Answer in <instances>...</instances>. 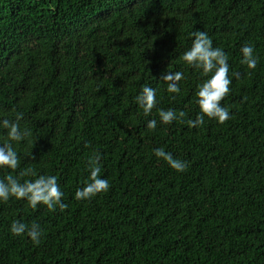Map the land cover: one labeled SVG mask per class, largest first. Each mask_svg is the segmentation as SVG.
Returning a JSON list of instances; mask_svg holds the SVG:
<instances>
[{"label": "trees", "instance_id": "1", "mask_svg": "<svg viewBox=\"0 0 264 264\" xmlns=\"http://www.w3.org/2000/svg\"><path fill=\"white\" fill-rule=\"evenodd\" d=\"M197 30L228 56L230 119L165 125L161 109L200 114L208 77L181 60ZM245 45L255 69L241 63ZM176 71L169 93L161 77ZM144 86L156 90L148 116L135 100ZM3 119L31 135L10 142L0 127L20 160L0 179L54 175L67 207L0 201V264H264V0H0ZM94 150L109 190L77 200ZM14 220L39 224L40 243L13 235Z\"/></svg>", "mask_w": 264, "mask_h": 264}, {"label": "clouds", "instance_id": "2", "mask_svg": "<svg viewBox=\"0 0 264 264\" xmlns=\"http://www.w3.org/2000/svg\"><path fill=\"white\" fill-rule=\"evenodd\" d=\"M194 39L190 49L183 53L181 60L196 69L202 70L208 78L198 85L197 104L200 114L196 118L184 121L186 115L181 111L178 114L169 110H159L160 121L167 125L175 120L186 122L189 127L195 128L204 123V118L215 119L218 123L223 124L230 119L229 109L221 105V101L229 94L231 79L229 78L228 56L219 47H213L211 38L206 32L194 31L191 34ZM254 49L251 45H245L241 48L243 59L241 63L248 69H255L258 59L253 55ZM161 79L167 84L169 93H179V82L184 79V74L180 71L167 72ZM136 103L143 109L145 116H148L156 107V90L150 86H144L139 95L135 98ZM22 117L17 116L16 121ZM0 127L7 130L8 141L19 142L28 138L31 133L25 128L21 130L19 123L3 119L0 121ZM157 121L150 120L147 124L149 130H155ZM155 156L165 161L168 166L178 173L187 170L188 164L185 161L176 159L171 153L166 152L163 148L155 150ZM32 159H35L33 156ZM101 155L93 151L88 160L90 175L84 186L75 192L77 200H90L94 196L107 192L109 190V181L101 178ZM20 160L16 150L11 143H5L0 146V167L15 170L19 167ZM20 176L36 177L34 180L20 181L13 175L0 179V201L7 202L10 198L16 200H26L31 208L38 205L46 206L50 211L59 208L64 211L67 207L62 202L63 192L54 175H37L33 167H28L20 173ZM10 231L15 236L26 234L31 241L38 245L42 238V230L39 224H25L19 220H14L10 225Z\"/></svg>", "mask_w": 264, "mask_h": 264}]
</instances>
